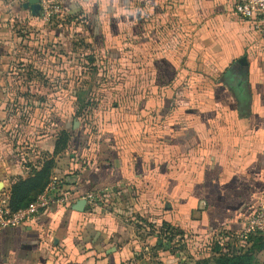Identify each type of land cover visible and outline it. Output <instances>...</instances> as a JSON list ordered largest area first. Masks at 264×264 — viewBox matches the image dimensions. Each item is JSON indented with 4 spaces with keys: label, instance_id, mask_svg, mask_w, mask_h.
<instances>
[{
    "label": "crops",
    "instance_id": "crops-1",
    "mask_svg": "<svg viewBox=\"0 0 264 264\" xmlns=\"http://www.w3.org/2000/svg\"><path fill=\"white\" fill-rule=\"evenodd\" d=\"M55 1L66 14L63 27L55 25L53 32L57 42L68 46L67 55L76 56L72 53L78 46L80 51H92L94 46L97 52L112 54L116 45L126 41L121 37L125 31L132 35L156 24L162 26L172 16L187 22L189 34L182 37L185 44L167 53L160 50L150 60L152 83L143 88L132 112L118 113L111 121L99 113L95 147H83L78 136L73 149H77L76 157L86 158L80 157L84 165L73 161V175L66 173L72 177L55 183L57 195L65 202L52 203L25 225L1 231L0 264H129L140 247L136 237L142 229L136 218L150 217L149 222L155 220L159 228L166 223L182 236L238 237L249 209L264 208V51L253 22L234 13V5L242 0ZM3 2L0 196L8 200L11 183L17 177L25 178L27 170L24 154L19 151L16 158L2 145L6 135L1 127L7 123L4 116L8 112L2 92L17 69L22 79L25 75L22 87L43 89L53 59L47 30L50 25L53 28V21L44 23L29 12L23 27L15 31L9 20L12 8ZM12 33L19 40L8 49ZM29 34H34L33 48L29 52L22 48L19 54L15 49ZM39 38L46 41L42 52L36 49ZM87 56L89 63L95 59L93 53ZM241 58L246 62L241 69L244 87H230L226 82L229 68ZM11 59L17 60L19 68L8 70ZM191 79L195 85L185 88ZM17 80L18 75L13 82L16 86ZM87 86L79 89L85 90L81 97L88 93ZM31 98L36 104L41 101L38 95L31 94ZM31 125L35 130L40 127ZM11 127L18 130L22 125ZM55 129L38 137L37 147L46 141L47 149L42 150L52 153ZM88 195L97 196L89 202ZM80 200H85L81 212L74 209ZM150 239L147 244L153 248Z\"/></svg>",
    "mask_w": 264,
    "mask_h": 264
},
{
    "label": "rangeland",
    "instance_id": "rangeland-1",
    "mask_svg": "<svg viewBox=\"0 0 264 264\" xmlns=\"http://www.w3.org/2000/svg\"><path fill=\"white\" fill-rule=\"evenodd\" d=\"M3 1V4H6L8 8H12L9 20L11 21V27L17 31L23 27L22 23L27 21L30 16L29 10L22 9V4L26 0ZM59 6L61 13L58 16L60 18L53 16L49 21V23L53 21V28L50 25L47 29L52 47L50 55L53 59L50 60L51 66L48 77H46L48 79L46 81L42 79L45 81V85L42 87L43 89L41 90L39 88L38 91H35L36 87H34L32 92L31 89L26 90L22 87L24 86L22 81L25 75L22 79L21 72L18 74L19 69H17L18 71L15 75H11L12 79L8 80L7 87L2 92L4 96L3 104H8V112L4 116L7 121L6 124L11 126L13 124L17 126L22 125L20 129H17L18 132L19 130L22 131L21 133L27 140L26 146L20 150L24 154L23 165L27 170V174L30 171V167L26 165L39 167L45 159H49L48 156H51V153L42 150L47 149L46 141L42 148L36 145V142L39 141L38 137L43 136V134L46 135L47 131L51 130V127L45 122L37 125L35 123L36 119L39 120L44 117V119L51 121V123L59 122L57 124H61L62 120H59V116H57V113L59 115L61 113L65 115V119L70 120L72 128L68 146L60 154L54 157L51 156L54 167L51 171L50 183L54 185H56L55 183L58 179L63 183L62 181L65 177H72L66 173L72 172V169H74V166L71 165L73 161L79 165H84L80 158L83 156L76 157L75 151L77 149H73L74 144L78 143L80 139L78 136L81 135V139L84 141L83 147H95L99 139V135L96 134L99 130V127H97V122L100 117L99 113L111 121L112 117L118 113L132 112L139 99L141 90L152 83L153 74L148 70L150 60L154 59L156 55H159L160 50L161 53L163 51L167 53L168 50L169 52L170 50H175L178 44H185V40L182 37H187L189 34V25L187 22L184 20L180 21L175 16H172L167 20V24L164 23L162 26L156 24L152 27L150 26L146 31L144 29L137 30L132 35H129L125 31L121 34V37L125 38L126 41H122L119 46L116 45L114 53L112 54L110 51L107 52L105 50L104 52H97L94 46L92 47V51H80L81 49L78 46L79 50L76 49L77 52L74 51L72 53L76 56H72L70 53L67 55L65 53L69 52L68 46H63L64 42H57L53 32L56 28L55 25L63 27L62 24L64 23L63 19L66 13L64 7L61 4ZM60 22L61 24L59 25ZM31 26L37 29L36 25L31 24ZM18 40L19 37L12 33L11 38L8 40L9 44L7 48L11 49L15 45V41ZM45 42H43V38H39L36 46L37 52L43 51ZM79 42L80 40H77L75 44ZM1 49L4 51L3 48ZM89 53H93L95 58L90 63L86 60ZM15 62L17 60H10L8 70L10 68L12 69V67L13 69L16 67L19 68L20 65ZM87 62L89 64L92 63V65L94 64V66L91 65L89 69H86ZM23 64L25 65V63ZM26 69L27 66H25L24 70ZM92 69H96V71L88 72ZM17 75L18 80L16 84L18 81L20 82L16 86L13 82L15 78L17 79ZM226 77L227 74L223 76L222 81ZM189 83L185 88L195 85L192 79L189 80ZM84 85H89L87 87L90 89H88L89 91L84 97H81L80 93H85V90L81 91L79 89H83ZM45 87L48 88L46 89ZM31 94L34 97L38 95L41 101L38 100L37 104L33 103ZM42 98L48 100L45 102ZM63 103L66 105L63 106ZM20 106H22V109H19ZM31 123L35 125V128L36 125H40L39 129L36 128V131ZM57 127L54 130L55 133L61 130V127ZM38 133L41 134L39 135ZM73 138L76 139L73 140ZM68 153L72 154V157ZM83 159L85 160L86 158L83 157ZM138 205L143 207V203L141 202ZM255 209L260 208L252 207L248 213ZM140 211L142 212L141 215H143V210ZM149 218H140V220L136 218L134 220L141 224L140 229L142 230L136 237L140 247L134 252V259H131L129 264H196L198 261L204 259L212 260V257L216 254V247H221L222 249L227 247L229 250L239 251L246 246V244L243 245V240H240L239 235L238 237L237 235H228L225 238V236L219 234H188L186 236L176 237L174 241L168 243L163 240L161 246H159L157 234L160 224L158 222L156 223L155 220H153L152 223L154 224H152L149 222ZM136 228H138V225ZM150 237L153 238L151 243H155L153 248L147 244L151 241ZM223 251L226 252V249ZM252 255L254 262L264 264V250L253 252Z\"/></svg>",
    "mask_w": 264,
    "mask_h": 264
},
{
    "label": "trees",
    "instance_id": "trees-1",
    "mask_svg": "<svg viewBox=\"0 0 264 264\" xmlns=\"http://www.w3.org/2000/svg\"><path fill=\"white\" fill-rule=\"evenodd\" d=\"M34 41V34H29L28 37H24L20 42V47L15 49L20 54V49L25 48L27 52L32 50ZM63 116H59V120H64V125L54 123L42 117L40 120L47 123L51 128L61 127L60 131L56 132L54 139L53 151L50 154L52 157L63 152L68 146L71 135V122L69 119H65ZM36 124L39 122L36 121ZM61 125V126H60ZM58 128V127H57ZM1 132H4L5 139L2 140L3 148L11 152V155L19 158L18 153L22 147L26 144V139L18 130L8 125L1 127ZM80 134V133H79ZM78 134V135H79ZM75 138H73L74 140ZM77 144V143H75ZM51 156L49 159H45L39 167H30V171L25 178L17 177L11 183L8 196V206L12 212H17L29 207L34 203L37 198L45 191L50 183L51 171L54 167ZM159 244L163 240L165 242L173 241L177 236H182V233H178L174 228L166 223H162L158 231ZM243 240L244 248L239 251L229 250L227 247L224 252L221 247H216V254L212 257V260L204 259L198 261L196 264H258L253 260V252H259L264 250V237L258 233L247 235Z\"/></svg>",
    "mask_w": 264,
    "mask_h": 264
},
{
    "label": "built area",
    "instance_id": "built-area-1",
    "mask_svg": "<svg viewBox=\"0 0 264 264\" xmlns=\"http://www.w3.org/2000/svg\"><path fill=\"white\" fill-rule=\"evenodd\" d=\"M41 7L40 18L44 23H49L53 16L58 17L61 8L55 0H39ZM234 13L253 22V27L260 35L264 51V0H242L234 5ZM59 188L50 183L45 191L26 209L12 212L6 197L0 196V232L8 227L25 225L28 221L45 210L52 203H64L63 196L59 197ZM97 195H88L86 200H94ZM250 233H258L264 237V208L250 211L245 220V229L239 235L244 239Z\"/></svg>",
    "mask_w": 264,
    "mask_h": 264
},
{
    "label": "water",
    "instance_id": "water-1",
    "mask_svg": "<svg viewBox=\"0 0 264 264\" xmlns=\"http://www.w3.org/2000/svg\"><path fill=\"white\" fill-rule=\"evenodd\" d=\"M22 8L24 10H29L32 17H40L41 15V7L39 0H27L23 5ZM246 65L245 59L241 58L235 61L231 67L229 68L230 77L227 79V83L230 87H236L238 85H242L244 87L245 78L241 73L242 67ZM241 97H245L244 93L241 94ZM85 206V200H80L75 206L74 209L76 211H83Z\"/></svg>",
    "mask_w": 264,
    "mask_h": 264
},
{
    "label": "flooded vegetation",
    "instance_id": "flooded-vegetation-1",
    "mask_svg": "<svg viewBox=\"0 0 264 264\" xmlns=\"http://www.w3.org/2000/svg\"><path fill=\"white\" fill-rule=\"evenodd\" d=\"M143 93V89L141 90L140 94H139V97L141 96V94Z\"/></svg>",
    "mask_w": 264,
    "mask_h": 264
}]
</instances>
